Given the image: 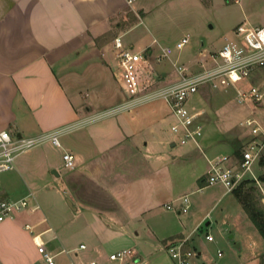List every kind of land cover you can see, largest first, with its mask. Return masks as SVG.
<instances>
[{
	"label": "crops",
	"instance_id": "obj_1",
	"mask_svg": "<svg viewBox=\"0 0 264 264\" xmlns=\"http://www.w3.org/2000/svg\"><path fill=\"white\" fill-rule=\"evenodd\" d=\"M135 2L0 0V130L26 137L72 125L61 134L64 137L60 149L62 154L73 155L75 166H63L67 173L60 181L74 207L68 212L75 213L66 214L68 220L60 226L59 236L51 219L48 225L56 232V238L50 232L41 234L47 249L55 255V264H88L91 260L97 263L94 258L87 259L93 254L103 263L106 247L110 249L108 256L120 249L133 252L118 264H141L145 253L152 259L143 264H173L167 246L180 238H187L186 246L195 253L190 264L217 263L205 252L209 241L205 235L211 234L213 239L209 242L214 241L210 222L205 220L210 209L233 192L221 183L206 185L208 160L227 155L229 164L234 165L246 143L241 133L231 134L229 124L216 122L210 116L205 100L211 90L200 88L188 101L191 110L202 111L204 128L198 146L192 142L177 143L168 129L174 118L162 100L87 120L124 98L119 67L116 71L111 66L112 61L117 62L111 42L141 24L127 22ZM158 42L153 37L141 48L133 50L129 46L135 52L147 51L138 74L140 80L154 86L177 77L170 62L158 59L160 47L171 45ZM183 50L173 48L169 59L192 62L195 53L190 55ZM245 137L250 139L248 134ZM18 168L28 174L24 183L35 197L32 187L36 179L43 178L42 169L54 168V175L59 177L62 167L48 151L39 148L33 151L32 160L21 162ZM69 173H74L78 181H70ZM208 186H218L223 191L191 197ZM13 187L15 184L6 181L0 184V200L25 196L13 194ZM182 196H187L185 212L180 211ZM36 204L30 202L29 208L0 222V264H35L41 258L32 235L24 227L29 224L34 233H40L48 226L49 217ZM240 217L232 221V226L241 240L247 234L252 242L246 245L245 255L239 256V264H263L264 242ZM133 234L140 238L138 242ZM132 239L133 244L141 245L138 249L125 247ZM241 240L234 246L241 249ZM80 244L85 247L78 248ZM165 252L168 258L161 257ZM62 255L64 258H60Z\"/></svg>",
	"mask_w": 264,
	"mask_h": 264
},
{
	"label": "built area",
	"instance_id": "obj_2",
	"mask_svg": "<svg viewBox=\"0 0 264 264\" xmlns=\"http://www.w3.org/2000/svg\"><path fill=\"white\" fill-rule=\"evenodd\" d=\"M131 5L134 0H125ZM234 37L228 38L216 51H199L190 63H181L169 59L174 49L181 50L190 40L188 34L176 41L174 46H161L158 59L166 58L177 73L172 82L154 86L140 80L138 71L142 59L140 52L125 47L119 37L111 42V48L118 59L120 78L124 89L123 100L109 108L96 112L87 120L116 115L122 111L131 110L138 105L153 100L164 101L170 110L174 120L170 125V132L176 137L179 144L192 142L198 146V141L203 134L204 123L201 117L202 111H193L189 108L188 101L200 88L209 90H226L236 88L242 81L249 82L254 78L250 88L243 90L236 88L235 100L238 104L251 102L254 111L243 117L238 125L243 128L250 139L241 149V157L238 163L229 164L227 155H217L208 160L206 172V185L221 183L227 191H232L242 180L250 178L259 184L253 171V165L259 160L264 151V125L257 115L264 111V24L259 26L238 25L234 29ZM155 42V40H154ZM76 125V124H75ZM72 128L71 124L51 129L33 136H18L8 130H0V172L13 169V159L20 152L30 149L35 144L49 140L59 146V137L62 133ZM63 166L72 169L75 166L74 157L69 152L62 154ZM264 195V191H263ZM34 194L29 191L27 196L17 200H0V222L11 217L22 208H25ZM183 205L181 212L187 210V196L181 197ZM37 205V204H36ZM167 207H169L167 205ZM44 220H46L44 218ZM24 227L32 235L37 252L41 255L45 264H55L54 254L46 247V241L41 234L50 232L52 238L57 234L48 225L42 232L34 233L33 226L25 224ZM207 240H212L211 234H206ZM187 238L171 241L167 251L173 264H190V259L195 254L186 246ZM80 244L78 248H84ZM61 252L68 253L62 249ZM217 250L216 254L221 255ZM133 252L129 249H120L109 254L110 260L123 262L131 257ZM67 264H74L69 261ZM88 264H97L94 260ZM217 264V263H214Z\"/></svg>",
	"mask_w": 264,
	"mask_h": 264
},
{
	"label": "rangeland",
	"instance_id": "obj_3",
	"mask_svg": "<svg viewBox=\"0 0 264 264\" xmlns=\"http://www.w3.org/2000/svg\"><path fill=\"white\" fill-rule=\"evenodd\" d=\"M133 5H135V10L130 9L127 15V22L131 23V25H135L136 23L141 24L123 33L121 38L122 41L129 43L127 47L132 45L134 47L133 50L141 48L145 42L151 41L153 37L159 41L158 43L160 45L166 44L174 46L177 39L188 34L190 40L183 47V51L190 55L194 53V55H196L199 51H216L226 39L234 37L233 31L238 25L254 27L264 24V0H137ZM116 33L118 34L117 31ZM141 38L143 41L140 40ZM143 51H141L142 58L147 55V51ZM161 62L165 63L170 61L163 58ZM117 63L118 59L117 62L112 61L111 64L112 68L116 71L118 68ZM253 81L254 78L249 82L242 81L236 85V88L246 90L251 87ZM236 88L230 87L226 90H211L208 93L209 97L205 101L206 105L209 107L207 110L210 112V116H213L216 122L229 124L231 134L241 133L243 143L245 144L248 141L247 137H245L247 134L246 131L238 125V122L243 117L252 113L254 108L251 102H245L243 104H238L236 102ZM261 112H258L257 115L261 124L264 125V111L261 110ZM169 123L168 129L170 130L169 126L171 124L169 125ZM23 132L25 133V130ZM63 137L64 134L60 135V143L63 142ZM175 140H177L176 137ZM39 148L48 151L58 160L60 167H62L60 176H55L54 173L51 172L54 168L42 169L41 174L43 178L39 180L36 179L35 185L32 187L35 193V200L30 197L31 200L29 204L19 211L29 208L30 202L32 204L37 203L39 208L49 217V219L46 218L47 225L50 224L49 222L51 219L57 225L55 227L59 236L61 231L60 226L63 227L65 221L68 220L66 214L71 216L75 213L74 211L68 212L70 207L66 200L67 194L64 190L62 191L64 187L60 180L63 175L67 173V169L63 168L61 145L57 146L52 144L51 141L46 140L37 145L35 144L24 152H20L13 159V169L0 172V184H3L4 181L15 184L16 187H13L14 191L11 190L13 194L17 195L21 193L27 196L29 192L24 181H27L28 174L18 170V167L21 162L25 163L26 161L32 160L33 151ZM29 157H31V159H28ZM253 171L258 178V176L264 172V165L259 163L258 160V162H255L253 165ZM68 176L70 181H78L74 173H69ZM254 182L249 181L245 185L244 190H248L250 186H254L255 188ZM259 184L260 186L256 182L257 190L256 192L255 190L253 191V201L256 200L258 205L264 208V183L259 181ZM75 186L76 185L73 183L74 188H76ZM57 190L59 192H57ZM222 191L223 189L218 188V186H208L203 188L200 192L194 193L191 197H206L210 194L212 196V194L217 195ZM208 200H210V198ZM207 209L208 208H206V210ZM13 214L14 213H12V215ZM239 215L242 216L240 217L241 219L243 218V220L249 223V229L254 232V236L256 232V236L259 235V240L264 242V239L245 213L234 193H228L219 200L214 208L210 209L205 220V222H210L209 231L214 236V241H207V250L205 252L218 264H239L242 262L239 256L242 257L245 255L246 245L248 246V243L252 242V240L247 237L246 233L245 238L243 237L241 240L238 230H235V227L232 226V221ZM47 235L49 234H46V236ZM229 235L233 236L229 238ZM136 237L137 236L134 234L132 235V238L136 239ZM239 239L242 241L241 249L234 246L239 242ZM136 240L138 242L140 238ZM134 241L132 239L131 242H127L125 247L129 246V248L134 247L138 249L141 245L133 244L135 243ZM217 248L222 252L221 256H217ZM109 251L110 249L107 247L104 249L105 256L102 257L103 263L100 261L101 258L96 257L97 255L94 254L88 256L87 259L94 258L97 264H118L117 260H106ZM145 255L142 257L141 264H143L145 260L150 262L152 259V255L149 257ZM62 257L63 255L60 258ZM161 257L168 258L167 252L161 253ZM40 259H42V257L37 258L35 260L37 263L35 262V264H44ZM262 260L264 264V255Z\"/></svg>",
	"mask_w": 264,
	"mask_h": 264
},
{
	"label": "trees",
	"instance_id": "obj_4",
	"mask_svg": "<svg viewBox=\"0 0 264 264\" xmlns=\"http://www.w3.org/2000/svg\"><path fill=\"white\" fill-rule=\"evenodd\" d=\"M236 154L239 153L238 150L235 151ZM259 163L264 165V154L260 157ZM258 181L264 183V172L258 176ZM254 182V180L250 178H246L242 180L233 190L235 197L240 202L242 208L244 209L245 213L249 217V219L253 222L255 227L257 228L258 232L264 239V208L258 205V202L255 200L253 201V191L257 190L256 181L255 188L254 186L248 187V190L245 189V185L248 182ZM247 187V186H246Z\"/></svg>",
	"mask_w": 264,
	"mask_h": 264
},
{
	"label": "water",
	"instance_id": "obj_5",
	"mask_svg": "<svg viewBox=\"0 0 264 264\" xmlns=\"http://www.w3.org/2000/svg\"><path fill=\"white\" fill-rule=\"evenodd\" d=\"M52 171H53L54 174H57L54 170H52ZM66 200H67V204H68V206L71 207V208H74V207L72 206L71 201H70L68 198H67ZM229 237L231 238L232 236L230 235ZM237 245H238V244H236V246H237Z\"/></svg>",
	"mask_w": 264,
	"mask_h": 264
}]
</instances>
